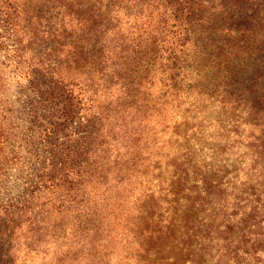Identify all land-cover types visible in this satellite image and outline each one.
<instances>
[{
  "label": "trees",
  "instance_id": "trees-1",
  "mask_svg": "<svg viewBox=\"0 0 264 264\" xmlns=\"http://www.w3.org/2000/svg\"><path fill=\"white\" fill-rule=\"evenodd\" d=\"M0 179V264H264V0H0Z\"/></svg>",
  "mask_w": 264,
  "mask_h": 264
},
{
  "label": "rangeland",
  "instance_id": "rangeland-1",
  "mask_svg": "<svg viewBox=\"0 0 264 264\" xmlns=\"http://www.w3.org/2000/svg\"><path fill=\"white\" fill-rule=\"evenodd\" d=\"M248 57H249V56H247V58H245V60L248 59ZM240 60H243L242 57H240ZM253 60H254V59H253ZM243 61H244V60H243ZM216 107H217V106H213V107H211V108H209V109H208V107H207V109L210 111V113H209L208 115H209V117H210L211 119L215 118V117H216V112L219 111V109L217 110ZM212 111H215V112H212ZM213 122H216V120L213 119ZM207 131H208V132H206V135H208V133H209V130H207ZM211 143H213V142H211ZM211 154H212V153H210V149L205 148L204 151H203V153H201V154L199 155V158L207 159L208 161H210V160H211ZM238 157H239V156L234 155L233 152H230V153H228V157H225V158H228L229 160H236V161H238V160H239ZM213 160H215V161H216V160H220V162H222L223 159H222V157H216V158H214ZM2 180H4V177H2ZM3 182H4V181H1V179H0V184H1V183L3 184ZM6 189H7V188H4V189H1V190H0V197H2V195H3L4 191H6Z\"/></svg>",
  "mask_w": 264,
  "mask_h": 264
}]
</instances>
